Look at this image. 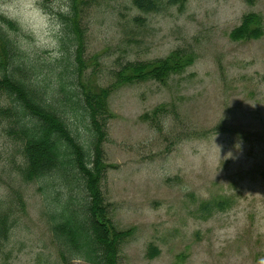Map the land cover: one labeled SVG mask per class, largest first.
Instances as JSON below:
<instances>
[{
    "label": "rangeland",
    "instance_id": "1",
    "mask_svg": "<svg viewBox=\"0 0 264 264\" xmlns=\"http://www.w3.org/2000/svg\"><path fill=\"white\" fill-rule=\"evenodd\" d=\"M82 76L109 85L127 60L162 57L181 47L194 60L164 81L151 78L111 91L101 179L109 215L132 227L119 264H260L264 260V0H158L143 11L131 0H83ZM261 16L258 37H230L242 14ZM46 87L65 80L56 105L87 148L91 131L68 88L80 92L73 40L64 28L63 55L53 60L32 37L5 25ZM73 53V52H72ZM74 97V98H73ZM0 103H14L0 92ZM156 107H161L155 111ZM147 115H143V114ZM0 121V198L12 194L16 217L0 248V264H66L49 228V210L70 193L80 197L79 173L53 170L20 178V142ZM230 154V155H229ZM13 190L21 192L18 209ZM225 200L220 207L215 203ZM208 203L209 211L202 208ZM50 219H52L50 217ZM153 247V248H152ZM69 264H96L82 258Z\"/></svg>",
    "mask_w": 264,
    "mask_h": 264
},
{
    "label": "trees",
    "instance_id": "2",
    "mask_svg": "<svg viewBox=\"0 0 264 264\" xmlns=\"http://www.w3.org/2000/svg\"><path fill=\"white\" fill-rule=\"evenodd\" d=\"M143 11L158 7V0H131ZM173 3L184 0H170ZM83 0H71V16L61 20L73 40L71 55L75 63L80 92L68 88L69 97L74 98L84 111L92 138L85 147L69 127L56 100L65 89L66 81L57 80L52 87L27 76L29 66L19 58L18 44L10 37L6 27L16 24L0 16V92L14 103H0V121L7 120L5 131L20 142L22 161L19 176L28 182L53 170L64 176L77 172L81 180L80 197L70 193L65 201L47 212L49 228L62 262L82 258L96 264H119L120 244L131 234L132 227L118 228L109 215L104 200L101 179L107 168L102 141L105 137V122L112 115L108 97L116 87L146 78L164 81L171 73L182 71L194 60V53L181 47L172 49L162 57L147 60H127L113 72L109 85L95 84L83 79L82 68L85 33L82 26ZM261 16L254 11L242 14L240 22L231 28L233 39L258 37L262 34ZM161 107H156L158 111ZM147 115V114H143ZM18 209L24 210L25 200L21 192L13 190ZM12 194L0 198V248L7 240L15 222L11 205ZM225 200L215 204L222 207ZM202 208L209 211L208 203ZM50 217L52 219H50ZM153 248V247H152Z\"/></svg>",
    "mask_w": 264,
    "mask_h": 264
},
{
    "label": "clouds",
    "instance_id": "3",
    "mask_svg": "<svg viewBox=\"0 0 264 264\" xmlns=\"http://www.w3.org/2000/svg\"><path fill=\"white\" fill-rule=\"evenodd\" d=\"M71 14V0H0V16L31 36L33 46L46 51L53 60L63 55L60 41L65 25L61 17Z\"/></svg>",
    "mask_w": 264,
    "mask_h": 264
}]
</instances>
